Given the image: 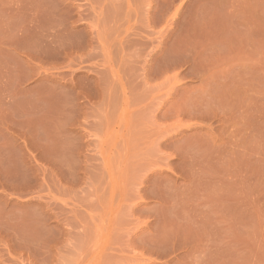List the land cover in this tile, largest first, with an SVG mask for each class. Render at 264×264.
<instances>
[{"label": "rangeland", "instance_id": "374dc122", "mask_svg": "<svg viewBox=\"0 0 264 264\" xmlns=\"http://www.w3.org/2000/svg\"><path fill=\"white\" fill-rule=\"evenodd\" d=\"M0 264H264V0H0Z\"/></svg>", "mask_w": 264, "mask_h": 264}]
</instances>
